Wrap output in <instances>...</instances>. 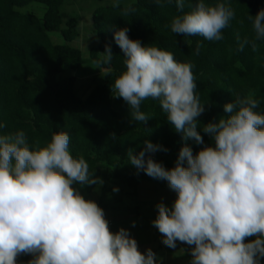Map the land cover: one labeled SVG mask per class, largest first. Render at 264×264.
Listing matches in <instances>:
<instances>
[{
  "label": "clouds",
  "instance_id": "1",
  "mask_svg": "<svg viewBox=\"0 0 264 264\" xmlns=\"http://www.w3.org/2000/svg\"><path fill=\"white\" fill-rule=\"evenodd\" d=\"M153 2L163 7L172 0ZM175 3L183 13L185 0ZM119 5L120 0H113V7ZM189 7V12L172 17V33L221 41L222 30L235 19L228 0L215 6L197 0ZM131 11L128 6L122 14ZM249 18L254 39L241 41L237 35V51L250 45L257 52V41L264 40V9ZM128 32L126 27L114 32L125 65L112 84L114 96L129 105L133 120L145 123L150 117L141 111L142 102L158 101L176 132L203 144L197 126L205 107L196 91L194 65L177 61L170 51L144 46ZM99 54L94 63L101 70L112 62L113 53L105 45ZM259 107L254 93L226 103L225 116L202 126L215 146L195 155L183 146L171 169L152 155L168 149L150 140L137 155L128 152L137 170L166 180L176 193L171 208L163 202L156 205L152 224L169 248L177 241L192 246L190 264H260L264 258V113ZM5 127L0 123V129ZM69 144L66 132H54L44 146L39 140L30 146L23 130L0 133V264H18L22 255L32 257L27 264H157L151 248L141 252L124 228L112 232L104 210L74 187L104 182L89 171L83 156L73 157ZM250 237L255 239L246 242Z\"/></svg>",
  "mask_w": 264,
  "mask_h": 264
},
{
  "label": "trees",
  "instance_id": "2",
  "mask_svg": "<svg viewBox=\"0 0 264 264\" xmlns=\"http://www.w3.org/2000/svg\"><path fill=\"white\" fill-rule=\"evenodd\" d=\"M204 2L215 6L224 0ZM33 3L45 7L42 15L21 10ZM65 3L66 0H0V123L6 125L0 133L23 130L30 146L36 140L41 146L46 145L54 132L68 133L73 157L83 156L89 171L104 182L102 186L80 185L85 191L101 187L104 193L121 200L125 194L136 195L143 181L169 188L166 180L137 170L129 162V150L137 155L145 147L144 141L150 140L168 149L152 155L171 169L183 146H189L194 155L205 146H215L202 126L225 116L224 105L237 96L254 93L260 101L257 111L264 113V40L257 41V52L250 45L237 51V35L241 41L254 39L249 17L264 9V0H228L235 10V19L222 30L221 41L174 34L168 27L173 16L189 12V5L194 6L197 0H185L183 13L177 11L175 0L163 7L153 0H135L119 7L111 4L96 8L92 24L99 43L92 47L90 60L100 59L105 45L111 47L113 60L101 66L104 72L94 78L93 89L85 98L76 92V77L63 75L87 62L82 50L70 44L80 36L79 19L65 16ZM128 6L134 11L123 15ZM125 27L130 39L170 51L177 61H191L194 65L196 91L205 107L197 126L203 144L176 132L158 101L142 102L141 111L150 117L145 123L133 120L129 105L114 96L112 84L125 70L124 54L115 42L114 32ZM53 32L60 34L64 43L54 42L50 36ZM198 44L202 47L196 54ZM113 188L119 190L114 192ZM252 239L255 237L246 242ZM28 260L29 255H22L18 264H27ZM260 264H264V258Z\"/></svg>",
  "mask_w": 264,
  "mask_h": 264
},
{
  "label": "rangeland",
  "instance_id": "3",
  "mask_svg": "<svg viewBox=\"0 0 264 264\" xmlns=\"http://www.w3.org/2000/svg\"><path fill=\"white\" fill-rule=\"evenodd\" d=\"M135 0H120V4L128 5ZM113 4V0H66L62 8L65 16H75L79 19L80 36L70 44L82 50L83 56L87 60L80 68L65 73L63 75H74L76 77L75 89L79 96L85 98L93 89L92 82L95 77L100 76L104 71L96 68V64L90 60L91 49L99 39L93 32L92 13L98 8H105ZM45 7L41 4L33 3L21 10L23 12L35 11L42 15ZM52 40L56 43H64L63 37L56 33H50ZM74 187L85 197V199L94 200L101 193V187L96 188L91 192L85 191L79 184H74ZM176 199V193L170 188H163L159 185L143 181L140 184L139 191L136 195H123L121 200L115 201L114 198L107 193H104L103 200L112 203L107 209V220L110 230L117 232L120 228L128 230L130 236L134 238L138 245L145 247L144 251L151 248L157 256V264H190L191 262V247L185 243L176 242L175 248H169L164 245L163 236L152 221L158 215L156 205L163 202L171 208ZM126 217L125 222L115 227L113 217ZM111 218V219H110ZM134 224V226H133ZM114 231V232H115ZM30 259L32 257L29 255Z\"/></svg>",
  "mask_w": 264,
  "mask_h": 264
},
{
  "label": "crops",
  "instance_id": "4",
  "mask_svg": "<svg viewBox=\"0 0 264 264\" xmlns=\"http://www.w3.org/2000/svg\"><path fill=\"white\" fill-rule=\"evenodd\" d=\"M103 196H104V192H103V190L101 191V193L97 196V198L95 199V201L98 203V205H100V206H102L103 207V210H104V213H105V218H107L106 216H107V209H109L108 207H111L112 205V203H110L109 201L108 202H106V201H104L103 200ZM112 196V195H111ZM113 197V196H112ZM114 198V197H113ZM114 200L115 201H118V200H116L115 198H114ZM108 219V218H107ZM111 219V218H110ZM112 220H114V223H115V227H119V224H121V223H123V222H125V220H126V217L124 218V217H120V218H118V217H113V219ZM127 221V220H126ZM112 228V227H111ZM110 228V229H111ZM115 231V229H113V231L112 232H114ZM116 232V231H115ZM114 232V233H115ZM138 248H139V250L142 252V251H144V249H145V247L144 246H142V245H138Z\"/></svg>",
  "mask_w": 264,
  "mask_h": 264
}]
</instances>
